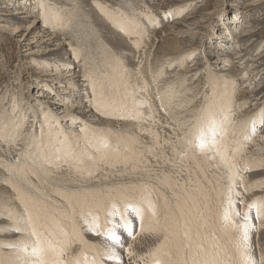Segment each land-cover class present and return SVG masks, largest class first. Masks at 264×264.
Listing matches in <instances>:
<instances>
[{
	"label": "bare ground",
	"instance_id": "6f19581e",
	"mask_svg": "<svg viewBox=\"0 0 264 264\" xmlns=\"http://www.w3.org/2000/svg\"><path fill=\"white\" fill-rule=\"evenodd\" d=\"M101 1L113 17L112 9L117 6L125 16L134 9L135 30L127 22L117 27L97 7V1L91 6L90 0H0V32L9 34L20 49L18 79L23 80L21 71L28 75L20 101L11 94L6 104L7 93L0 94L3 137L0 138V260L3 264H20L18 257L29 259L20 249L25 243L31 246L33 237L27 225L18 224L16 219L24 216L25 207L13 185L22 187L20 175L25 165L37 168L30 155H35L43 166L37 144L46 153L57 156L62 148L71 150L84 159L86 168L97 171V165L88 156L96 155L93 142L104 135L111 145L119 146L123 156L134 161L135 168L125 169L120 164L115 168L100 166L99 182L82 177L81 192L106 190L137 179L148 180L142 169L150 167L154 176L147 192L155 203L161 204V194L167 196L169 189L160 178L168 177L174 186H183L189 171L206 189L209 184L201 169L210 171L219 182L220 192L226 191L227 170L210 168L218 163L219 157L205 162L195 155L190 143L201 134L211 138L215 120L219 125L215 128L216 138L221 139L219 133L226 132L232 148L241 149V166L248 167V171L241 170L244 181L238 182L236 191L246 204L264 199V52L257 53L264 45L259 33L264 28V0H222L212 11L207 8V0H113L109 6ZM151 9L156 12L150 13ZM45 18L48 23L44 22ZM86 65L90 77L87 80ZM94 80L104 84L108 99L116 105L114 109L105 110L102 106L97 110L92 96ZM140 102L145 106L140 107ZM136 112H142L143 119L118 118ZM153 132L161 143L173 141L180 152L191 149L185 173L178 171V156L177 167L168 163L172 158L168 145L159 153V161L150 153L149 149L155 147L150 134ZM16 157L20 158L19 165L14 164ZM194 161L199 162V167ZM7 165L17 171L10 173ZM40 175L52 189L64 191L69 186L66 179L62 182L58 178L59 171L48 169ZM29 179L43 186L35 176ZM153 185L158 186L159 193ZM49 194L60 202V197L51 191ZM209 194L215 211L220 193L209 190ZM119 205L117 218L113 219L115 215L109 218L107 229L100 228L101 235L86 232L85 226L81 230L91 244L115 247L121 264H132L127 256L131 240L125 229L119 227L124 223L121 219L124 208ZM242 209L245 210V205ZM252 210L249 214L254 217L255 209ZM107 211H111L110 206ZM76 212L79 217L82 212L79 205ZM131 224L136 235L139 220ZM17 226L25 231L9 230ZM112 230L124 247L104 240ZM258 233L251 234L253 255L254 249L261 245L264 228ZM146 234L138 235L132 244L137 257L152 250L158 242L152 234L144 237ZM133 259L135 264H145ZM103 264L117 262L105 258Z\"/></svg>",
	"mask_w": 264,
	"mask_h": 264
},
{
	"label": "snow or ice",
	"instance_id": "6c2138e0",
	"mask_svg": "<svg viewBox=\"0 0 264 264\" xmlns=\"http://www.w3.org/2000/svg\"><path fill=\"white\" fill-rule=\"evenodd\" d=\"M97 7L108 15L117 27H120L121 22H127L135 30L137 16L134 9L131 15L125 16L117 6L112 9L115 12V17H113L102 2L97 3ZM128 7L131 8V5ZM54 19L58 20V18ZM44 22L48 23V18H45ZM85 79H90L87 75V65ZM92 96L98 111L102 106L105 110L116 107L108 99L103 83L93 81ZM144 106V102H140V107ZM118 118L143 119V113L136 112L131 116L122 115ZM151 118L149 115L148 119ZM216 127L219 125L213 120L211 138L201 134L190 143L195 149V155L201 156L205 162L215 161L219 157L218 163L211 164L210 168L223 167L227 170L226 191L220 192L219 182L210 171L201 169L205 172L209 189H206L198 179L193 178L189 171L183 186H174L168 177L160 178L169 189L167 196L161 194V204L155 203L147 192L148 184L154 176L150 167L142 169L149 177L148 180L137 179L134 182H125L106 190L85 189L83 193L81 192L79 185L82 177L94 178L96 182H99L100 177L97 172L100 166L115 168L117 164H120L125 169L135 168L134 161L123 156L119 146L111 145L104 135H100L93 142L92 146L96 155L88 156V159L97 165V171L86 168L84 159L80 155L73 154L71 150L65 151L62 148L60 155L57 156L54 153H46L37 144L40 156L43 158V166L39 164L35 155H30L29 159L37 165V168L32 169L25 165L24 170H21L23 174L20 175L22 187L13 185L18 198L25 207L24 216L16 217V219L18 224L22 222L27 225L33 237L31 246L25 243L20 249L24 256L29 258L18 257L20 264H103L105 258L121 264V257L115 247L91 244L84 239L81 230L86 225V231L101 235V219L103 218L104 223L107 224L109 218L117 214V204H120L125 211L131 208L139 220V231L134 235L132 224L127 216H121L124 223L119 227H123L134 242L142 233L152 234L158 241L152 250L139 257L133 251V245L130 244L127 256L132 264H135L133 258L143 260L145 264H264V249L260 252L259 260L253 255L251 233L259 229L252 223V217L249 215V212L255 209V217L260 221L259 227L264 228V199L245 204L243 214L236 211L237 202L245 203L236 189L238 182L244 181V177L240 175L241 170L248 171V167L247 165L241 166V149L232 148L226 132L221 131L219 133L221 139L216 138ZM150 134L155 147L149 151L156 157V160L159 161V153L165 150V145H168L167 150L172 154L168 163L177 167L176 157L178 156V171L185 173L188 169L187 158L191 149L180 152L173 141L165 140L161 143L156 133ZM0 138H3L2 133H0ZM139 155L142 159L143 153ZM196 163L199 167V162ZM14 164H20L19 157H16ZM7 168L10 173L17 171V168L12 165H7ZM48 169H52L53 172L59 171L58 178L62 182L65 179L68 181L69 186L64 191L52 189L47 181L43 180L40 172H46ZM30 176H35L43 186L32 183ZM105 179L108 177L105 176ZM153 188L159 193L158 186L153 185ZM209 190L220 193L219 206L215 211ZM50 191L60 197V202L49 194ZM77 205L82 210L79 217L76 212ZM109 206L111 211H107ZM84 209L87 211H83ZM9 230L22 233L25 231L19 226ZM109 239L113 244L124 247L114 230L111 231ZM77 245H80L79 249L76 248ZM7 246L15 247V245ZM89 249L92 250L91 256ZM0 264H3V260H0Z\"/></svg>",
	"mask_w": 264,
	"mask_h": 264
},
{
	"label": "rangeland",
	"instance_id": "374dc122",
	"mask_svg": "<svg viewBox=\"0 0 264 264\" xmlns=\"http://www.w3.org/2000/svg\"><path fill=\"white\" fill-rule=\"evenodd\" d=\"M96 1L98 3H100L99 1H101V0H90L89 4L91 3V6H93ZM109 1L112 2L113 0H103V2H106L107 3V6H109L108 5L109 4ZM207 2H208V7H207L208 10L209 11H212L213 6L214 5L217 6L218 4H221L220 2H222V0H207ZM148 11L150 13H155L156 12V11L154 12L153 9H151V11L150 10H148ZM262 26L264 27V23L262 24ZM135 32H137V31H135ZM259 33L261 34V38L264 41V28H262L259 31ZM262 52H264V45L258 49V52L257 53L260 54ZM19 55H20V49L16 45V43L12 39V37L9 34H7V33L0 32V62H1L0 63V68H1L0 69V91H1L0 94L3 95L5 93H7V95H6L7 100L4 101V103H6V104L8 102V95L10 96L11 94H13V97H14L15 100L20 101L21 97L24 96V93L22 92V90L26 87V85H27L26 83L28 82V75H27V73L22 72V71H21V73H22L23 80L20 81L18 79L19 78V74H20V72L18 71V69L20 68L19 65L21 63L20 62V59H19ZM25 81H27V82H25ZM21 86H22V88H21ZM24 91H25V89H24ZM15 95H16V97H15ZM248 140L249 141H252V138H249ZM243 201H244V199H243ZM244 202L245 203H239V202H237V205L238 206L236 205V211H239L241 214H243V212L245 211V210L242 209V206H244L246 204V201H244ZM240 204H242V205H240ZM119 206H121V205H119ZM241 209H242V211H241ZM251 211H253V210H251ZM123 213H124L123 215H126L127 216V219L129 221H131V222L138 221V218L132 212L131 208L130 209L128 208L127 211H125V209H124ZM116 218H117V215H115L113 219H116ZM237 219H239V218H237ZM112 222H113V220H112ZM112 222H111L109 228L112 227ZM252 223L254 225H256L259 230L258 231H256V230L255 231H252L251 234H253L255 232L256 234H254V236H257L259 234L258 232H261L262 231V228L259 227L260 221H258L255 218V216H254V217H252ZM86 228H87V226L85 225V229ZM106 229H107L106 224L102 221L101 222V230H106ZM86 232H88V231H86ZM148 235H150V234L148 233L144 237H146ZM127 237H128V240H131L130 241V244H133L134 241L132 240V238L129 237L128 235H127ZM153 238L154 239H157L155 236ZM104 240H106L107 242H111V240L109 239V236L106 237ZM136 240H138V239H136ZM258 241L259 240L257 239L256 243H258ZM262 249H264V236L262 237V235H261V245H260L259 248L254 249V257H255V259L259 260L260 252H261ZM143 263H145V261H143Z\"/></svg>",
	"mask_w": 264,
	"mask_h": 264
}]
</instances>
